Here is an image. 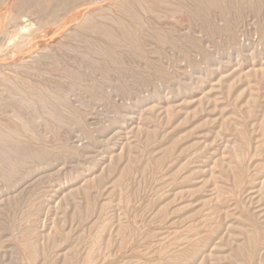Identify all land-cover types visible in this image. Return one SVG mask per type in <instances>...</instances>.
<instances>
[{"label":"rangeland","instance_id":"obj_1","mask_svg":"<svg viewBox=\"0 0 264 264\" xmlns=\"http://www.w3.org/2000/svg\"><path fill=\"white\" fill-rule=\"evenodd\" d=\"M34 1L49 39L0 63V121L31 133L14 160L0 138V264H264V0ZM120 1L131 42L66 36Z\"/></svg>","mask_w":264,"mask_h":264},{"label":"bare ground","instance_id":"obj_2","mask_svg":"<svg viewBox=\"0 0 264 264\" xmlns=\"http://www.w3.org/2000/svg\"><path fill=\"white\" fill-rule=\"evenodd\" d=\"M53 1H56V0H53ZM59 2H60V4L59 3H56V4H58V6L60 5V6H62L63 4H66V3H73V2H75L74 0H58ZM72 1V2H71ZM143 0H141V2H142ZM150 1H153V0H150ZM149 1V2H150ZM155 1V0H154ZM160 1H162L163 2V4H165L166 3V1L167 0H157V2L158 3H160L161 4V2ZM182 2H184L183 0H181ZM180 1V2H181ZM190 1V0H189ZM202 1V0H201ZM211 1V0H210ZM7 3V0H0V24H2L3 22H5V20L6 19H8V18H10V17H8V18H6L5 19V12L7 11V9H9V11H11L10 9H11V7L10 6H12V8L14 9V11L16 12H14L13 11V13H15L14 14V16H12V18H10L9 19V21H8V24H9V26H8V34H7V40L5 41V42H2V39L0 38V63H3L5 60H6V58H8V57H6V56H9V54L11 53H13L14 55H15V53L16 54H18V52H22L24 49H27V44L29 45L30 43V46L32 45V41H35L36 43L37 42H39V41H45L46 39H49L48 37H49V35H48V37H45L46 36V34H44L45 32H44V30H48V29H45V27L47 26V25H49L50 23H53V19H51V18H42L41 17V13H40V11H38V10H33V6H34V0H17V1H13L12 0V2H9L8 3V6L6 7V5L4 4L3 5V3ZM133 2V1H132ZM179 2V3H180ZM195 2V1H194ZM53 3V2H52ZM76 3V2H75ZM107 3V2H106ZM117 3V2H116ZM134 3V2H133ZM137 3V2H136ZM151 3V2H150ZM149 3V4H150ZM191 3H193V2H191ZM56 4H54V6L56 5ZM113 4V3H112ZM118 4V7L116 6V5H114V6H116L117 8H119L118 10V16H116V17H113L114 16V14L113 13H115L114 11H111L110 9H106L105 7H106V5L104 6H100V9H99V7L96 9L94 6H91L90 8H89V11H88V13H86L85 15H84V17L82 18L81 17V19H83L81 22H78V19H80V18H78V19H76V17L75 18H73L76 14H79V15H81L82 14V10L81 11H76V13H74L73 15H71L69 18H71V20L68 18V22L66 21L65 22V24L67 25V23H74V22H76V21H74V19H76L77 20V24L75 25V24H71L73 27L72 28H70L71 26H70V24H69V28H66L67 30L69 29V31L67 32H65L66 33V36L69 38V39H72V38H77V37H79V36H81L82 34H92L95 38H98L99 40L101 39V40H103V41H106V43H108V42H110V43H113V42H115V41H117V43L120 41V43L123 41L124 42V40H126L127 42L129 41V42H131V40L133 39L134 40V38H132V35H131V32L132 31H134V30H131V29H128V27L127 28H125V25L126 24H124V23H127V22H129L130 23V21L133 19L132 17H133V15H135V13L136 12H134V11H136V10H138V7L136 6V5H134L133 7H129V5L127 4V3H125V2H123V1H120V2H118L117 3ZM182 4H185V3H182ZM36 5V4H35ZM111 5V4H110ZM147 5V4H146ZM153 5H155L156 6V4H153ZM199 5V4H198ZM211 5V4H210ZM5 6V7H4ZM64 6V5H63ZM81 6V5H80ZM109 6V5H108ZM164 6V5H163ZM163 6H161V8L163 7ZM168 5H166V6H164V7H167ZM170 6V5H169ZM10 7V8H9ZM42 7V6H41ZM110 7H112V6H110ZM140 7V6H139ZM147 7V6H146ZM157 7H158V5H157ZM195 7V6H194ZM75 8V7H74ZM86 8V7H85ZM85 8L83 9L84 10V12L86 11V10H88V8H86V10H85ZM113 8V7H112ZM196 8V7H195ZM192 9H193V7H192ZM40 10V9H39ZM141 10H142V6H141ZM148 10V9H147ZM183 10V9H182ZM187 10V9H186ZM26 11H28L29 12V14L30 15H26L27 17H29V16H31L29 19L27 18L26 20L24 19V20H20V22L18 21V24L16 23V21L19 19V18H22L23 17V15L20 17V14L22 13V12H26ZM150 11V10H149ZM164 11V10H163ZM166 11V10H165ZM173 11V10H172ZM177 11V10H176ZM83 12V13H84ZM117 12V11H116ZM140 12V11H139ZM142 12H144V9L142 10ZM152 12V11H151ZM9 13V12H8ZM45 13V12H44ZM141 13V12H140ZM10 14H12V12L10 13ZM142 14V13H141ZM161 14V13H160ZM8 15V14H7ZM7 15H6V17H7ZM13 15V14H12ZM50 15H52V14H50ZM59 15V14H58ZM61 16V15H60ZM141 16V15H140ZM148 16V15H147ZM142 17V16H141ZM151 17V16H150ZM164 17V16H163ZM166 17V16H165ZM18 18V19H17ZM52 18H54V17H52ZM135 18H136V15H135ZM143 18V17H142ZM147 18V17H146ZM5 19V20H4ZM138 19V18H137ZM137 19H136V21H137ZM130 20V21H129ZM141 20V19H140ZM143 20V19H142ZM141 20V21H142ZM22 21V22H21ZM72 21H74V22H72ZM127 21V22H126ZM136 21H134V22H136ZM138 22V21H137ZM145 22V21H144ZM159 22H161V21H159ZM14 23H16L17 25H15ZM156 23V22H155ZM123 24H124V26H123ZM137 24V23H136ZM145 24V23H144ZM52 27H53V25L52 24H50ZM49 25V26H50ZM128 25V24H127ZM140 25V24H139ZM143 25V24H142ZM56 26H57V24H56ZM120 27V26H122V27H124V31H123V33L122 32H115V30H116V27ZM129 26V25H128ZM136 26H138V25H136ZM141 26V25H140ZM7 27V26H6ZM48 27V26H47ZM46 27V28H47ZM144 27H146V25L144 26ZM140 28V27H139ZM138 28V29H139ZM141 28H142V26H141ZM62 29V28H61ZM61 29H59V30H61ZM135 29V28H134ZM58 30V29H57ZM136 30H137V28H136ZM161 31V30H160ZM138 33V31H135L134 33ZM176 33H177V31H176ZM141 34V33H140ZM154 34V33H153ZM162 34V33H161ZM165 35V34H164ZM62 36H65V35H62ZM66 36H65V38H66ZM86 36V35H85ZM136 35H134V37H135ZM148 36V35H147ZM173 36V35H172ZM137 37V36H136ZM78 39V38H77ZM97 39V40H98ZM146 39V38H145ZM63 40V39H62ZM135 40H136V38H135ZM84 41V40H83ZM112 41V42H111ZM47 42H48V40H47ZM47 42H45V43H47ZM67 42V41H66ZM133 42V41H132ZM161 42H163V41H161ZM35 43V44H36ZM44 43V42H43ZM49 43H52V42H49ZM164 43V42H163ZM34 44V45H35ZM89 44V43H88ZM105 44V43H104ZM166 44H168V43H166ZM131 45V44H130ZM133 45V44H132ZM75 46V45H74ZM112 46V45H111ZM134 46V45H133ZM161 46V45H160ZM95 47V46H94ZM31 48V47H30ZM29 49V48H28ZM41 49V48H40ZM58 50V49H57ZM26 51V50H25ZM55 51V50H54ZM95 51V50H94ZM76 52V51H75ZM25 53V52H24ZM73 53V52H72ZM81 53V52H80ZM105 53V52H104ZM112 53V52H111ZM10 54V55H11ZM12 54V55H13ZM92 54V53H91ZM94 54V53H93ZM103 54V53H102ZM34 55V54H33ZM84 56V55H83ZM11 57V56H10ZM56 57V56H55ZM13 58V57H12ZM56 59V58H55ZM77 59V58H76ZM90 59V58H89ZM11 59H9V61H10ZM22 60V59H21ZM45 60V59H44ZM43 60V61H44ZM36 61V60H35ZM76 61V60H75ZM8 62V61H7ZM18 62V61H17ZM50 62V61H49ZM39 63V62H38ZM52 63H54V62H52ZM56 63V62H55ZM14 68V67H13ZM19 70V69H18ZM27 70V69H26ZM6 71V70H5ZM17 72V71H16ZM72 72V71H71ZM78 73V72H77ZM12 74V73H11ZM6 75V74H5ZM23 75V74H22ZM15 76V75H14ZM11 78V77H10ZM32 78V77H31ZM38 78V77H37ZM36 78V79H37ZM16 79V78H15ZM19 80V79H18ZM20 81V80H19ZM23 81H25V80H22V81H20V82H23ZM15 82V81H14ZM26 82V81H25ZM29 82V84L27 85L28 87H30L29 85H30V80L28 81ZM28 82H26V83H28ZM6 82H4V84H5ZM11 83V84H10ZM10 83H8L9 85H8V90H9V92L11 91L12 93H13V90H14V88L15 87H11V85H12V81H10ZM34 84V83H33ZM15 85V84H14ZM24 85H25V83H24ZM35 85H37V84H35ZM5 86V85H4ZM18 86V85H17ZM19 86L21 87H23V85H20L19 84ZM18 86V87H19ZM75 86V85H74ZM78 86V85H77ZM20 87H19V89H20ZM32 87V86H31ZM30 87V88H31ZM35 86L33 85V88L31 89V90H33L34 92H36L38 95H40V96H42L43 97V99H44V101H41V102H43V105H44V109L42 110V111H46V112H43V113H46V115H47V118L49 117V119L50 120H52L55 116H57L58 115V119H61V116L62 117H66V116H63V115H65V114H68L69 115V113H70V111H71V109H70V111H69V113L68 112H66V108L64 107L63 108V106L61 105L62 103H60L59 101H55V99H52L51 100V98L52 97H48V95H46L47 94V92H46V89H45V93L44 92H42V91H38V90H36L35 88H34ZM1 88H2V86H1ZM6 88V87H5ZM54 88V87H53ZM74 88V87H73ZM18 88H17V90H19ZM7 90V91H8ZM22 89H20V91H21ZM42 90H44V89H42ZM24 92L26 91L25 90V87H24V90H23ZM22 91V92H23ZM73 91V90H72ZM18 92V91H17ZM21 93V92H20ZM28 93V92H27ZM49 93V92H48ZM1 94V93H0ZM18 94V93H17ZM24 95L26 94V92L25 93H23ZM19 95H22V94H19ZM18 95V96H19ZM27 95V94H26ZM45 95H46V97H45ZM11 96H12V94H11ZM10 96V97H11ZM36 96V95H35ZM34 95L32 96V98L33 97H35ZM4 97V96H3ZM21 97V96H20ZM27 97V96H26ZM54 97H55V95H54ZM37 98V97H36ZM46 98V99H45ZM57 98V97H56ZM39 99H41V100H43L42 98H39ZM39 99H36V100H38L37 102H39L40 100ZM12 100V99H11ZM11 100L9 101V100H5L7 103H10L11 102ZM32 100V99H31ZM33 100H34V98H33ZM57 100H59V98L57 99ZM60 100H63V99H60ZM3 101V100H2ZM22 101H25V100H22ZM65 101V100H64ZM6 102H4V103H6ZM12 102H13V100H12ZM26 102V101H25ZM32 102V101H31ZM3 103V102H2ZM4 103L2 104V105H4ZM18 103H21L20 101H18L17 102V104ZM42 104V103H41ZM67 104V103H66ZM1 105V104H0ZM32 105H34L33 103H32ZM31 105V106H32ZM70 105V104H69ZM68 105V106H69ZM27 106V105H26ZM30 106V108H32ZM39 106V105H38ZM4 107V106H3ZM33 107H35V105L33 106ZM41 107V106H40ZM16 108V107H15ZM56 108V109H55ZM35 109V108H34ZM56 110V111H54V110ZM10 110H12V109H10ZM37 110V109H36ZM14 110H12L11 112H13ZM40 112H41V110H40ZM29 113V112H28ZM58 113V114H57ZM65 113V114H64ZM24 114V113H23ZM31 114V113H30ZM42 114V113H41ZM57 114V115H56ZM11 115V114H10ZM22 115V114H21ZM25 115V114H24ZM24 115H22V116H24ZM49 115V116H48ZM67 115V116H68ZM34 117V116H33ZM69 117V116H68ZM18 118V117H17ZM27 119H29L28 121H30L29 123L27 122V124H32L33 122H31L32 121V119L30 120V118H28V117H26ZM24 119V118H23ZM36 120H38V119H36ZM54 120V119H53ZM52 120V121H53ZM64 120V119H63ZM18 121H20V120H18ZM47 121H49V120H47ZM57 122H58V120H56ZM65 121H67V120H65ZM24 122V121H23ZM26 122V121H25ZM53 122H55V121H53ZM60 122H61V120H60ZM60 122H59V124H60ZM64 122V121H63ZM70 122V121H69ZM26 124V125H27ZM39 124V123H38ZM73 124V123H72ZM78 124V123H77ZM63 125V124H62ZM34 126H36V124L34 125V123H33V127ZM22 127H23V125H22ZM20 125H19V123L17 124L16 122H14L13 120H10V121H5V122H3V120H1L0 121V138L2 137V138H4V139H6V140H8L9 142H8V145L6 146V148H5V150L4 149H2L1 148V145H0V148L4 151V153L5 152H9V154L11 153V152H13L14 153V157H12V159L14 160V158H21L24 154H26V153H24L23 151H25L24 149H23V151H22V156L20 155V154H17L16 152L19 150V149H21L22 150V148H19V146L18 147H16V146H14L13 145V143H15L14 141H16V143H19V144H21L22 142H24L25 140H27L26 138L27 137H25V136H23L24 134H26L25 132L23 133L22 131H23V129H24V127L22 128ZM32 127V128H33ZM38 127V126H37ZM28 128V127H27ZM36 128V127H35ZM16 129V130H15ZM22 129V130H21ZM24 131H26V130H24ZM34 132H37V130L36 129H34ZM21 133H23V134H21ZM31 134V133H30ZM30 134H26V136H29ZM35 134V133H34ZM40 134V133H39ZM33 135V134H32ZM36 136V135H35ZM0 140H2V139H0ZM30 140V139H29ZM37 140V139H36ZM34 141V140H33ZM26 142H28V141H26ZM34 143H35V141H34ZM32 144H33V142H32ZM36 146V145H35ZM38 146V145H37ZM3 147V146H2ZM25 147V146H24ZM42 147V146H41ZM35 148H38V147H35ZM20 151V150H19ZM18 151V152H19ZM29 151V150H28ZM43 151V150H42ZM30 152H32V151H30ZM29 152V153H30ZM34 153V152H33ZM33 153H30V154H33ZM41 153H43V152H41ZM37 154V153H36ZM40 154V153H39ZM38 154V155H39ZM27 155V154H26ZM34 155V154H33ZM33 155H30L31 157L33 156ZM8 156V155H7ZM25 156V155H24ZM28 156V155H27ZM2 157V156H1ZM4 157V156H3ZM2 157V158H3ZM2 158H0V159H2ZM5 158H7V157H5ZM9 158V157H8ZM28 158V157H27ZM33 158V157H32ZM32 158H30V159H32ZM4 159V158H3ZM24 159H26L25 157H24ZM6 161V160H5ZM4 161V162H5ZM8 161V160H7ZM10 161V160H9ZM240 161V160H239ZM2 162V161H1ZM13 163V162H12ZM1 165V164H0ZM13 165V164H12ZM241 166V165H240ZM245 168V167H244ZM1 170H2V168H1ZM0 170V171H1ZM5 171V170H4ZM5 174H7V172H5ZM9 174V173H8ZM3 177V176H2ZM4 179V178H3ZM245 179V178H244ZM2 180V179H1ZM127 194V193H126ZM127 199V198H126ZM130 204V203H129ZM128 205V204H127ZM6 233V232H5ZM3 234V233H2ZM26 237V236H25ZM29 238V237H28ZM22 239V238H21ZM25 239V238H24ZM21 242V241H20ZM169 243H172V242H169ZM174 243V242H173ZM20 244V243H19ZM32 244V243H31ZM30 245V244H29ZM38 246V245H37ZM26 247V246H25ZM31 247V246H30ZM32 248V247H31ZM178 248V247H177ZM34 249H35V247L33 248V254H34ZM96 249V248H95ZM166 249V248H165ZM164 249V250H165ZM26 250V249H25ZM36 250V249H35ZM89 251H90V249H89ZM165 251H167V249L165 250ZM26 252H29V251H26ZM38 253V252H37ZM15 254V253H14ZM30 254H32V253H26V257H30ZM32 254V255H33ZM161 254V253H160ZM24 255V254H23ZM31 255V256H32ZM28 257V258H29ZM34 257V255L32 256V258ZM36 257H37V255H36ZM27 258V259H28ZM31 258V257H30ZM29 258V259H30ZM100 258V257H99ZM25 259V258H24ZM40 259V258H39ZM22 261V260H21ZM28 261V260H27ZM105 261V260H104ZM93 262V261H92ZM28 263V262H27ZM31 263H32V260H31ZM30 264V263H29ZM88 264V263H87Z\"/></svg>","mask_w":264,"mask_h":264}]
</instances>
